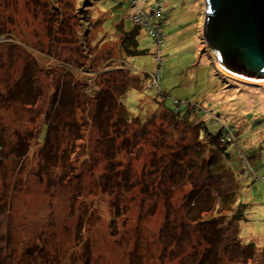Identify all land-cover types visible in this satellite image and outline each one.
I'll list each match as a JSON object with an SVG mask.
<instances>
[{
	"label": "rangeland",
	"instance_id": "1",
	"mask_svg": "<svg viewBox=\"0 0 264 264\" xmlns=\"http://www.w3.org/2000/svg\"><path fill=\"white\" fill-rule=\"evenodd\" d=\"M159 2L131 58L156 0H0V264H264V85L222 73L205 0Z\"/></svg>",
	"mask_w": 264,
	"mask_h": 264
},
{
	"label": "water",
	"instance_id": "2",
	"mask_svg": "<svg viewBox=\"0 0 264 264\" xmlns=\"http://www.w3.org/2000/svg\"><path fill=\"white\" fill-rule=\"evenodd\" d=\"M204 37L229 77L264 82V0H205Z\"/></svg>",
	"mask_w": 264,
	"mask_h": 264
},
{
	"label": "trees",
	"instance_id": "3",
	"mask_svg": "<svg viewBox=\"0 0 264 264\" xmlns=\"http://www.w3.org/2000/svg\"><path fill=\"white\" fill-rule=\"evenodd\" d=\"M160 8H162V3H161V7ZM161 17H162V14H161ZM129 20H131L130 17H129ZM131 23L133 25V28L131 29V31L127 32V35L125 37L124 50L126 52V55L131 57V58H134L136 56H144V55H146L148 53V50H145V49L143 50V49L140 48V45H139V42H138L139 34L135 30L137 25L135 24V22L133 23L132 20H131ZM164 24L165 23L161 19V23H159V26H158L161 36L163 35ZM148 36L151 39H153V41L157 44V40H156L155 36L152 33L151 34L148 33ZM159 66H161V65L159 64ZM69 68L75 69V67H72V66H70ZM157 69L159 70V67H157ZM147 79H148V77H147ZM149 80H151V79H149ZM87 90L88 89H86L85 92H87ZM162 97L164 98V101H165L166 97L165 96H162ZM120 104L122 105L121 102H120ZM161 104H163V103H161ZM23 105L27 106L26 103L23 104ZM208 108L210 110H214L213 107H211V106H208ZM205 109H207V108H205V106L200 105L199 110L200 111L204 110L201 115H203V116L210 115V114H204L205 113ZM102 110H103V105H102ZM187 113L190 114L191 112L186 111V113L183 114V115L185 116V115H187ZM197 114H199V113H197ZM216 114H218V113H216ZM218 115H221V114H218ZM208 118L211 120L210 117H208ZM197 127H200L199 132H200L201 138L203 136H205V140H204L205 142L202 141V143L200 144V149L201 150H205V146H208L210 149H213V150L221 153V150L224 148L223 145H225L226 143L230 144V141L227 140V137L229 135H232L233 133H234V136L239 135V133H238L239 130L237 129V127L235 128L234 125H232L230 123H225V122H224V124H221V126H219V129H217L216 131H213V132L209 131V129L207 128V126L203 122L199 123L197 125ZM245 129H246V127L244 125H241L240 131L241 130L244 131ZM44 133L46 134L45 130H44L43 134ZM235 133H236V135H235ZM43 138H45V135H43ZM201 138H198V139L200 140ZM222 142H224V143H222ZM104 145H106V143ZM227 146H229V145H227ZM248 209H249V205H247L245 203H239L232 216L236 220H240V221L243 220V221L248 222L249 220L246 218V212L248 211Z\"/></svg>",
	"mask_w": 264,
	"mask_h": 264
},
{
	"label": "built area",
	"instance_id": "4",
	"mask_svg": "<svg viewBox=\"0 0 264 264\" xmlns=\"http://www.w3.org/2000/svg\"><path fill=\"white\" fill-rule=\"evenodd\" d=\"M160 5H161V2H159V0H156V4L154 5V9L153 8H149V10L151 9L150 12H148V11H146L144 9V11H142V15H140L139 17L137 15L136 20L133 17L135 24H138L137 22H140L141 20H143V21H144V19L147 20V22L149 24L148 30L150 31V34L151 33L153 34V31L156 33V35L155 34H153V35L155 36V38L157 40V43L160 42V40L162 38L161 35H160L159 28H158L159 23H161V12H160L161 8H160ZM135 12H138L140 14L141 10L138 9ZM143 16H144V18H143ZM227 140L231 141L230 135L227 137Z\"/></svg>",
	"mask_w": 264,
	"mask_h": 264
},
{
	"label": "crops",
	"instance_id": "5",
	"mask_svg": "<svg viewBox=\"0 0 264 264\" xmlns=\"http://www.w3.org/2000/svg\"><path fill=\"white\" fill-rule=\"evenodd\" d=\"M189 10H190L191 16L187 19V21H189L191 23V27L196 26L197 28H199L202 25L201 19L203 20V17H201V15H200V17L198 19H194V14H195L194 11H196L195 6H191L189 8ZM163 92H165V91H163Z\"/></svg>",
	"mask_w": 264,
	"mask_h": 264
},
{
	"label": "bare ground",
	"instance_id": "6",
	"mask_svg": "<svg viewBox=\"0 0 264 264\" xmlns=\"http://www.w3.org/2000/svg\"><path fill=\"white\" fill-rule=\"evenodd\" d=\"M222 71V70H221ZM222 73L226 74L225 72L222 71ZM260 84H262V86L264 85V82H261Z\"/></svg>",
	"mask_w": 264,
	"mask_h": 264
}]
</instances>
